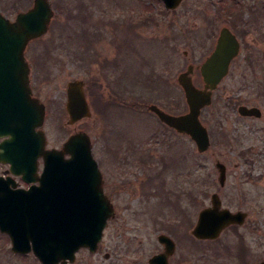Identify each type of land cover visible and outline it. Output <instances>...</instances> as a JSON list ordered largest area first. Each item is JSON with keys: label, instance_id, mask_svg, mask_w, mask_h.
<instances>
[{"label": "rangeland", "instance_id": "obj_1", "mask_svg": "<svg viewBox=\"0 0 264 264\" xmlns=\"http://www.w3.org/2000/svg\"><path fill=\"white\" fill-rule=\"evenodd\" d=\"M32 2L0 0V10L13 19ZM52 6L48 31L26 46L35 95L46 104L47 145L60 147L70 133L84 130L116 188L118 215L105 229L111 256L82 251L79 264H150L162 249L159 232L176 241L170 264H258L264 259V0H182L173 9L162 0H52ZM223 25L241 35L242 48L202 109L211 145L199 152L148 104L172 113L188 109L178 75L203 59ZM75 78L86 82L93 109L68 124L66 84ZM193 78L202 86L199 70ZM119 87L123 95L113 96ZM241 103L259 106L261 116L239 114ZM217 159L227 168L224 186ZM125 179L128 189L118 191ZM213 191L223 206L247 211L246 220L216 239H196L191 226ZM13 259L0 245V264ZM34 264H41L38 258Z\"/></svg>", "mask_w": 264, "mask_h": 264}, {"label": "water", "instance_id": "obj_2", "mask_svg": "<svg viewBox=\"0 0 264 264\" xmlns=\"http://www.w3.org/2000/svg\"><path fill=\"white\" fill-rule=\"evenodd\" d=\"M163 1L168 8H175L181 2ZM53 15L52 0H33L27 9L17 12L13 20L0 11V86L10 84L12 88L9 100L3 99L10 109L9 113L4 110L0 114V133L9 132L14 136L18 134L14 132L16 127L29 130L32 140L24 149L30 153L32 166L39 156L44 159L39 185L15 192L11 197H0V229L10 235L14 250L26 252L33 249L42 264L65 263L67 259L73 261L80 246L96 250L106 219L113 211L105 205L107 200L102 189V174L87 132L77 130L71 133L60 148L45 147L46 136L42 128L45 107L38 97L31 96L28 91V64L24 49L30 39L46 33ZM238 46L235 36L223 27L215 49L200 64L203 85L200 87L193 82V65L189 64L179 73L178 82L183 88L187 111L170 113L155 103L148 104L149 110L163 122L178 132L188 134L199 152L208 150L211 144L208 129L200 119L201 110L212 102L213 91L228 73ZM65 109L68 124L91 116L83 79L75 78L67 82ZM237 110L242 115H261V109L255 105L240 104ZM14 142L13 139L9 143ZM0 145L2 150L7 147L6 143ZM214 164L218 170V182L224 185L226 165L219 159ZM65 184L68 198L87 201L88 204L80 203L74 210L63 211ZM1 199H11L14 203L2 206ZM246 217L247 211H233L222 206L219 194L212 192L210 204L198 211L190 231L197 239H214L227 226L242 224ZM157 239L163 244V250L150 256L148 262L170 264L169 256L175 251V240L164 232L159 233ZM258 264H264V259Z\"/></svg>", "mask_w": 264, "mask_h": 264}, {"label": "flooded vegetation", "instance_id": "obj_3", "mask_svg": "<svg viewBox=\"0 0 264 264\" xmlns=\"http://www.w3.org/2000/svg\"><path fill=\"white\" fill-rule=\"evenodd\" d=\"M162 2H163V0H162ZM234 9L235 8H233L231 11L234 12L233 11ZM233 22H234V20H233ZM234 24H235V22H234ZM223 27H226L231 31V33L235 36V39L237 40V42L239 44L238 52L230 61L229 70L231 69V65H232L233 60L241 52V48H242L241 35L236 33L233 30V28H231V26L223 25L218 29V32L215 36H214L215 30H213V32H211V37L214 36L215 38H214V41L212 43L211 50L203 57V59L200 62H198L197 64H194V63H188L187 64V67L189 64L193 65V75H194L195 70H200L201 62H203V60L207 56H209L212 53V51L215 49V47L217 45L218 37L220 35V31ZM26 48L24 50V56H25V60L28 64V82H27V86L29 89L28 91L32 96H36L35 95V82H33V76H32L33 68H32V63H31V57H28ZM229 70H228V72H229ZM193 82H194V78H193ZM201 82H204L203 79L201 80ZM117 84L121 85L122 82H117ZM86 85H87L86 82H84L85 94H86V97L88 99V102H90L89 98H88ZM11 91H12V88H11L10 84L7 85L6 87H3V85L0 86V114H3L5 112L4 110H6V113H9L10 105L4 104L3 99L6 98V100H9ZM112 94H114L113 96H115V97L116 96L120 97L121 95H123L122 92L120 91V87L118 89H113ZM244 104H246V103H244ZM89 105H90V103H89ZM255 106H257V105H255ZM90 108L92 111V109H93L92 106H90ZM97 108H98V106H96V109ZM45 109H46V104H45ZM150 111L152 112V114L154 113V115L157 116V114L155 112H153L152 110H150ZM261 114H262V111H261ZM243 116H250V115H243ZM260 116L261 115L255 116V118H259ZM87 117H89V116H87ZM87 117H83V118H87ZM158 119L160 120L161 123H163L169 129H174L171 126H169L168 124H166L165 122H163L159 117H158ZM18 123H19V121H18ZM14 132H18V134L13 136L9 132L3 133V134L0 133V144L6 143V145H7V147L4 148L3 150H2L1 145H0V197L4 196V195L10 196L11 194L18 192L20 190L30 189L32 187L39 185L40 184V176H41L43 169H44V159L41 156H39L36 161L34 160V165L32 166L31 160H30V153H29V151H26L24 149V147L26 148L27 145H30V142L32 140V135L30 134V131L23 129V128H20V127H16ZM34 138L35 137L33 136V139ZM13 139L15 140V142L9 143ZM47 147H49V146L47 145ZM97 163H98V166L102 172V189H103V194L105 195L106 200H107L105 205L107 208L111 207V209H113L112 214L106 219V224L103 227L101 239L98 242V246H97L96 250L92 251L88 246H80L76 251L75 259L73 262L67 261L65 263H57V264H79L78 256H79V253L82 251H86L89 254H96V253H100L102 251L105 258H110V256H111V250L112 249L111 250L110 249H104L105 248V232H106L105 229L111 225V223L114 221V219L118 215L117 205H116V196H115L116 188H115L114 182L113 183L107 182V180L103 174V170H102L98 160H97ZM159 174L161 176V173H159ZM117 185H118V191L122 187H125L128 189L129 182L126 179L120 180L119 184H117ZM220 186H224V185H220ZM64 189H65V191L63 190L64 199L62 201V210L63 211L66 212V210H68V209L74 210L75 207L78 206L80 203L81 204H84V203L88 204L87 201L82 202L80 199L68 198L67 197V194H68L67 184L64 185ZM148 193H151V192H146V194H148ZM98 195H99V192H98ZM11 203H14V201L11 199H4L1 201L2 206H8V204H11ZM230 226H235V225H230ZM167 234H169V233H167ZM0 245L2 248L5 249V251L11 252V254L14 258L12 260V262H9V264H27V263L34 264V259L37 258L33 249H30L29 251H26V252H20V251L14 250L13 245H12V239H11L10 235L6 231H3L1 229H0ZM108 246H109V244L106 245V247H108ZM162 249H163V245H162ZM161 250H159V251H161ZM170 257H169V262H170Z\"/></svg>", "mask_w": 264, "mask_h": 264}, {"label": "trees", "instance_id": "obj_4", "mask_svg": "<svg viewBox=\"0 0 264 264\" xmlns=\"http://www.w3.org/2000/svg\"><path fill=\"white\" fill-rule=\"evenodd\" d=\"M244 252H245V250H244L243 243L240 242V244H239V254H238L240 261L244 260Z\"/></svg>", "mask_w": 264, "mask_h": 264}]
</instances>
